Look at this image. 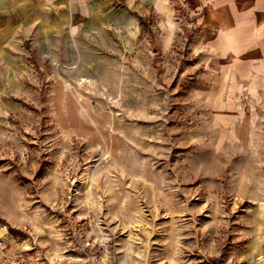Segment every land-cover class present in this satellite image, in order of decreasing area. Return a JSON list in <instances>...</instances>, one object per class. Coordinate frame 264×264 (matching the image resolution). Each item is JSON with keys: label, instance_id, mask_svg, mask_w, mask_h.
I'll list each match as a JSON object with an SVG mask.
<instances>
[{"label": "rangeland", "instance_id": "obj_1", "mask_svg": "<svg viewBox=\"0 0 264 264\" xmlns=\"http://www.w3.org/2000/svg\"><path fill=\"white\" fill-rule=\"evenodd\" d=\"M89 1L83 20L55 4L23 14L6 52L0 235L10 251L83 264L78 237L100 243L106 264H264L254 1L178 0L169 16Z\"/></svg>", "mask_w": 264, "mask_h": 264}, {"label": "crops", "instance_id": "obj_2", "mask_svg": "<svg viewBox=\"0 0 264 264\" xmlns=\"http://www.w3.org/2000/svg\"><path fill=\"white\" fill-rule=\"evenodd\" d=\"M89 0H0V116L1 111H4L7 100V85L3 81L5 74V58L6 52L14 42V27L23 17L36 18L37 12L40 8L45 6L47 9L51 8V13L54 10L53 5L55 4L61 10L65 9L69 12L72 9L73 18L83 20L86 18L87 3ZM137 7L148 10L157 11L164 15H171L175 9V3L178 0H132ZM190 1L198 6H207L210 4V9H224L228 7V3L232 0H183ZM239 3H248L254 1V6L260 11V19L262 25H264V0H237ZM90 2V1H89ZM61 6V7H60ZM69 14V13H68ZM226 34V33H225ZM231 35H229L230 38ZM228 38V39H229ZM11 100V99H10ZM1 120V117H0Z\"/></svg>", "mask_w": 264, "mask_h": 264}, {"label": "built area", "instance_id": "obj_3", "mask_svg": "<svg viewBox=\"0 0 264 264\" xmlns=\"http://www.w3.org/2000/svg\"><path fill=\"white\" fill-rule=\"evenodd\" d=\"M75 241L77 243L75 249L84 253L83 264H106L100 243H96L92 238L78 239L77 237ZM10 242L9 237L0 235V262L2 264H49L33 252H11ZM31 248L36 249V245H31Z\"/></svg>", "mask_w": 264, "mask_h": 264}]
</instances>
